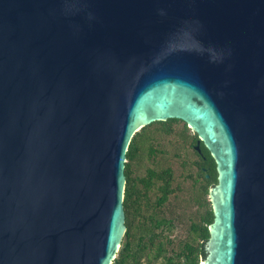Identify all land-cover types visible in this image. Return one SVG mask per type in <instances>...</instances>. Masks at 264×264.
Here are the masks:
<instances>
[{
	"label": "water",
	"instance_id": "95a60500",
	"mask_svg": "<svg viewBox=\"0 0 264 264\" xmlns=\"http://www.w3.org/2000/svg\"><path fill=\"white\" fill-rule=\"evenodd\" d=\"M171 118L217 163L202 264H264V0H0V264H113Z\"/></svg>",
	"mask_w": 264,
	"mask_h": 264
},
{
	"label": "trees",
	"instance_id": "16d2710c",
	"mask_svg": "<svg viewBox=\"0 0 264 264\" xmlns=\"http://www.w3.org/2000/svg\"><path fill=\"white\" fill-rule=\"evenodd\" d=\"M184 120L142 128L127 154V232L113 264H202L215 220L211 151Z\"/></svg>",
	"mask_w": 264,
	"mask_h": 264
},
{
	"label": "flooded vegetation",
	"instance_id": "af4514ba",
	"mask_svg": "<svg viewBox=\"0 0 264 264\" xmlns=\"http://www.w3.org/2000/svg\"><path fill=\"white\" fill-rule=\"evenodd\" d=\"M193 133H194V134H197L195 131H193ZM199 139H200V137H199ZM198 143H199V140H198V142L196 143L195 147L197 146ZM201 145H202V142H201ZM198 151H199V150H198ZM199 152H200V151H199ZM201 152H202V148H201ZM201 152H200V153H201Z\"/></svg>",
	"mask_w": 264,
	"mask_h": 264
},
{
	"label": "rangeland",
	"instance_id": "374dc122",
	"mask_svg": "<svg viewBox=\"0 0 264 264\" xmlns=\"http://www.w3.org/2000/svg\"><path fill=\"white\" fill-rule=\"evenodd\" d=\"M191 132L193 133V130Z\"/></svg>",
	"mask_w": 264,
	"mask_h": 264
}]
</instances>
